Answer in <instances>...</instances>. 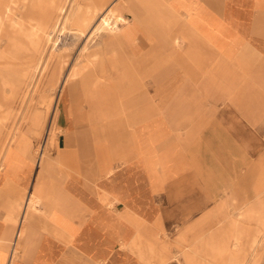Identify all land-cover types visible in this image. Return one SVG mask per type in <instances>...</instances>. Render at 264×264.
Returning <instances> with one entry per match:
<instances>
[{
    "label": "crops",
    "instance_id": "crops-1",
    "mask_svg": "<svg viewBox=\"0 0 264 264\" xmlns=\"http://www.w3.org/2000/svg\"><path fill=\"white\" fill-rule=\"evenodd\" d=\"M164 1L167 8L151 11L140 0L120 1L127 21L117 32L136 40L114 46L117 33L102 32L88 48L82 101L73 97L63 111L52 150L47 137L41 143L42 160L36 164L26 136L0 145V264H186L182 236L208 242V227L217 241L227 238L226 249L216 259L192 257L228 264L230 243L244 232L228 206L236 210L237 202L244 218L263 219L264 107L252 104L242 112L248 121L236 122V106L214 114L189 106L174 87L162 114L145 83L159 91L179 68L205 77L194 98H264V0ZM246 152L247 180L236 186V157L247 162ZM165 210L183 213L163 219ZM146 226L160 228L157 243Z\"/></svg>",
    "mask_w": 264,
    "mask_h": 264
},
{
    "label": "rangeland",
    "instance_id": "rangeland-1",
    "mask_svg": "<svg viewBox=\"0 0 264 264\" xmlns=\"http://www.w3.org/2000/svg\"><path fill=\"white\" fill-rule=\"evenodd\" d=\"M31 1L0 0V145L3 143V146H6L11 142L14 144L20 136L30 138L37 164L41 157V143L45 142L46 137V147L52 150L53 144L48 138L52 132L55 136L60 132L58 122L65 120L63 111L72 106V98L82 101L84 77L79 74L88 69L83 66L85 54L88 48L92 49L93 44L98 41V34L94 35L95 26L100 18L109 12L108 5L117 0H109L102 8L91 0H58L60 9L53 15ZM118 9L119 5L116 6L115 13ZM134 40L136 39L127 35L125 44ZM62 61L64 64L58 69V64ZM177 70L175 78H167V81L160 83L159 91H154V83H145L146 93L160 106L162 114L166 112V106L170 102L169 89L174 87L182 89L187 96L183 100L189 106L203 104V108H210V112L214 114H217L214 109L220 112L224 108L236 106V122L248 121V115L242 112L248 113L252 104L264 107V98L237 97L233 100L212 97L213 94H210V97L194 98L193 96L200 94L196 92L207 84L205 77H186L181 69ZM70 74L76 76L71 77ZM82 105L88 111L86 100ZM239 111L241 115L238 114ZM260 121L264 122V116ZM32 130L38 134H33ZM2 152L0 146V158ZM249 158L247 152L241 156V159L247 162H241L239 157H236V186L239 182L247 180ZM32 176L33 169L26 171L28 188ZM237 190L236 188V194L241 197ZM248 198L247 195L246 199ZM233 208L228 206L230 215L239 222V228L244 232L239 236V248L231 252L226 261L228 264H264V241H261L264 231H257L264 230V217L261 220L258 217L251 219L250 216L244 218L241 213L244 209L237 202L236 210ZM24 210H20L21 215ZM182 213L180 210H165L161 217L176 219ZM166 229L173 237L176 228ZM159 232V227L144 228V234L152 243L158 242ZM196 239L193 248L188 249L189 252L191 250L190 254L205 255V242L201 238ZM129 244L130 242L127 245ZM163 246L164 244L161 247ZM192 256L191 259L195 260L196 264H203L200 259ZM170 263L180 264L177 259Z\"/></svg>",
    "mask_w": 264,
    "mask_h": 264
},
{
    "label": "bare ground",
    "instance_id": "bare-ground-1",
    "mask_svg": "<svg viewBox=\"0 0 264 264\" xmlns=\"http://www.w3.org/2000/svg\"><path fill=\"white\" fill-rule=\"evenodd\" d=\"M109 0H102V1H98V0H91V2L93 4H96L99 8H102L104 6L105 3H107ZM121 0H118V2H114L112 3V5H108L109 7V12L105 13L99 20L98 24L95 26L94 29V35L98 34L99 37H101V33L102 32H115L117 33L114 41H113V45L114 46H122L123 44H125V40L127 35L124 34L125 30L123 29V33L122 35H120L117 30L120 29V26L123 25L127 19L125 16H123L120 12H116L115 13V8L116 6L119 5ZM144 3V5L146 6V8L148 9V11L152 10L151 8H153V6H160V9L162 8H167V6H169L168 1H164V0H140ZM31 2H33L34 5H36L39 8L45 9V11L47 13H49L50 15L56 14L59 12L60 6H59V2L58 0H32ZM112 2V1H111ZM174 2V1H173ZM22 5V4H21ZM78 9V8H77ZM174 9V8H173ZM63 11V10H62ZM10 13V12H9ZM8 13V14H9ZM131 14V13H130ZM134 17V16H133ZM67 18V17H66ZM77 19V18H76ZM66 20V19H65ZM131 20V19H130ZM17 21V20H16ZM145 23L148 26V28H151L150 26L152 25V21L150 19H145ZM168 23V22H167ZM175 28H178L177 26ZM161 29V28H160ZM159 28L155 29L154 31L157 33V35L162 39V40H166L169 41L167 39L166 36L163 35V33L160 31ZM174 29V28H173ZM38 30V29H37ZM172 30V29H171ZM178 31V30H177ZM79 33V32H78ZM126 33V32H125ZM51 37V36H50ZM130 39V38H129ZM104 40V39H103ZM112 42H110L111 44ZM181 43V42H180ZM93 59L97 57V54L92 56ZM95 60V59H94ZM61 64V65H60ZM63 61L61 63L58 64V69H60V67L63 65ZM80 64V63H79ZM92 64H94V61L92 62ZM53 74V73H52ZM71 75V74H70ZM110 75V74H109ZM108 75V76H109ZM68 76V75H67ZM67 80V77H65ZM64 78V79H65ZM59 111V110H58ZM57 112V111H56ZM58 115V114H57ZM56 121V120H55ZM49 134V132H48ZM47 134V135H48ZM54 132H52V134L49 136V140L51 142V140L53 139L54 136ZM247 139V138H246ZM41 153V148H40V152ZM44 157V156H43ZM43 157H40L39 160H42ZM43 161H41L40 165L38 166V173L40 171V169L43 166ZM37 173V174H38ZM216 181V180H215ZM217 184V183H216ZM220 188V187H219ZM32 193L34 194V188L32 190ZM50 193H48L49 196ZM47 197V195H45ZM244 197V195H243ZM246 198V196H245ZM246 202V200H245ZM23 217H19V220H22ZM8 221V220H7ZM209 230V240L208 242H205V255L210 256L213 259H216L218 256H220L224 250L226 249L228 240L227 238L222 239L221 241H217L216 240V231H213V229L211 227L207 228ZM20 231L23 233L25 232L24 229H20ZM156 237V236H155ZM196 238H193L190 240V236L189 235H184L182 236V241L180 242V247H181V252L183 255V262H185L186 264H196L195 260L191 259V250L189 252V248H191L194 245ZM200 239V237H198L196 240ZM166 242V241H165ZM170 244L168 243H164L163 249H167L169 247ZM129 246V245H128ZM240 244H239V238L236 237L234 238L231 243H230V249L231 251H236L239 248ZM162 248V247H161ZM193 248V247H192ZM22 249V248H21ZM147 250V249H146ZM150 251V250H149ZM148 255V253H147ZM154 255V254H153ZM163 256V255H162ZM153 257V256H152ZM161 258V257H160ZM153 259V258H152ZM165 261V258H163ZM141 261V260H140ZM143 261V259H142ZM162 261V260H161ZM147 262V260H146ZM179 262L181 263V260L179 259Z\"/></svg>",
    "mask_w": 264,
    "mask_h": 264
}]
</instances>
